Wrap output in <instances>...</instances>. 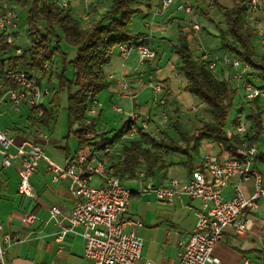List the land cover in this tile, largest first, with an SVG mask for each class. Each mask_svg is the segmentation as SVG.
<instances>
[{
    "label": "built area",
    "instance_id": "2783aa9c",
    "mask_svg": "<svg viewBox=\"0 0 264 264\" xmlns=\"http://www.w3.org/2000/svg\"><path fill=\"white\" fill-rule=\"evenodd\" d=\"M72 0H58L61 8H68ZM90 0H84V4ZM251 9L261 8V0H248ZM175 0H159V4L153 10V17L167 10ZM177 11H186L194 14V7L184 1L175 5ZM214 9L212 2L205 4V11L210 13ZM19 13L15 8L6 7L0 13V30L5 28H16ZM86 19V15L81 16ZM189 27L195 34L200 31V25L196 21H190ZM259 45L264 54V14H262L260 26L257 29ZM142 37L129 45L121 44L117 51L122 58L135 50L138 54V63L156 59V52L149 48ZM15 53L21 50L15 48ZM208 68L214 71L219 65L228 68L230 77L238 85L241 102L246 103L254 99L264 101V88L256 86L248 81L247 73L250 71L248 64H242L237 58L229 54H209ZM44 71L49 67L44 64ZM116 87L115 94L121 98H128L132 101V92L128 81L124 76L114 77ZM5 82H13L15 86L5 87ZM242 83V86H240ZM155 93L162 91L159 83L152 86ZM51 90L48 86L39 82L38 76L33 72L23 69L6 68L0 72V97L7 99L10 108L14 112H20L23 106L28 108L37 107L49 96ZM97 101L92 100L91 107L88 108L86 119L90 123L98 114ZM112 108L119 113L124 110L119 105ZM126 127L123 130L120 140L129 141L135 138L139 131H145L149 127L150 116L148 113L136 109L133 105L126 112ZM162 118H167L166 111L159 113ZM234 132L243 140L236 149L234 155L224 158L210 153L200 154L201 168L193 169L186 181L171 178L163 186L153 187L146 182L144 189L154 191L157 199L172 204L181 196H187L199 202L196 211V222L193 231L179 241L177 259L179 264H213L217 259L212 256L214 245L223 237L224 231L231 227L237 233L243 234L249 230L252 222L248 218V212L258 206V200L264 199V187H262V175L255 168L254 160L259 155L258 142H248L245 136L249 132V121L238 114L235 119ZM99 134V133H97ZM14 140L8 135L7 130L0 129V146L7 149ZM264 143V138H262ZM19 166L18 192L25 196L35 198L31 175L36 171L40 161L45 165L46 170L51 174L53 181L68 179L70 191L75 197V203L68 215V224L61 228L56 235V240L60 241L69 231L79 228L84 241L83 254L92 261V264H136L141 260L142 240L134 233V229L141 225L138 220L126 219L123 217L129 204L131 191L125 188L119 176L109 166L101 152L112 151L110 145H106L102 150L98 145L88 148L87 152H82L77 161H66L63 166L51 162L46 156L42 146L31 140H25L18 147ZM4 165H9L8 157L2 160ZM139 176H144L145 171L138 172ZM98 177L102 183L93 185L92 180ZM233 179L237 182L233 185L232 195L224 197L222 189ZM253 184V192L250 196H245L241 184ZM50 217L61 216V210L57 206L49 209ZM34 219L33 214L24 213L21 216L22 222L30 223ZM131 225L130 232L125 231V227ZM18 237L3 229L0 222V264H5L7 248ZM248 261L245 260L244 264ZM143 264H156L152 261H145Z\"/></svg>",
    "mask_w": 264,
    "mask_h": 264
},
{
    "label": "trees",
    "instance_id": "16d2710c",
    "mask_svg": "<svg viewBox=\"0 0 264 264\" xmlns=\"http://www.w3.org/2000/svg\"><path fill=\"white\" fill-rule=\"evenodd\" d=\"M58 0H0V13L9 3L15 4L24 12L28 26L29 46L19 54H9L12 39L9 38L7 28L0 30V72L6 68L23 69L36 74L39 79L51 84L55 75L59 81V91L66 92V112L68 132L67 136H75L78 143L77 154L68 161H77L80 153L93 145L101 150L110 145L112 151L101 152L105 162L111 166L114 173L122 180L137 174L141 164H145V172L151 176L153 171L163 163V157L171 152H178L189 159L186 165H191V158L198 153L200 143L206 139L219 148V154L234 155L243 141L232 130L225 131V123L229 110L233 106L235 89L230 85V77L219 78L208 68V54L194 55L191 40L197 43L193 30L188 24L178 26L177 44L174 53L178 59V69L185 78V89L193 94L204 106L208 114L207 119H199V123L191 130L183 129L178 122H173L176 137L162 131L158 138L150 133L139 131L137 138L121 141L120 137L126 124L116 132L112 138L104 137V133L97 129L95 118L90 123L88 108L92 100L102 90L107 89L111 79L105 72L111 55L121 44L129 45L142 38L140 33H132L128 28L130 17L141 11L138 7L140 0H90L87 3V18L82 19L71 13L70 8H61ZM191 4L195 12L202 10V5L210 1L218 14L222 16L224 27L215 18H207L215 24L221 48L226 54L237 58L242 64H248L250 71L247 79L252 84L264 88V54L257 49L259 37L255 26L249 23L250 8L248 0H230L226 5L218 0H182ZM264 0H261V2ZM103 7V8H101ZM100 10V11H99ZM256 29V30H255ZM76 47V53L71 59L73 76L65 78V60L60 72L55 70L53 56L60 52L61 37ZM15 35V32H13ZM55 40V42H53ZM46 64V72L42 66ZM255 81L260 84H256ZM5 87L15 86L13 82H5ZM162 91H165L166 81H162ZM58 90H54L48 103L28 108L30 125L32 127H47L54 118V108L58 105ZM262 100L254 99L242 103L248 105L250 113L249 132L245 140L259 142L264 138V111L260 108ZM150 123V119H149ZM99 133V134H97ZM33 141V140H32ZM35 142V141H33ZM118 146V147H117ZM79 153V154H78Z\"/></svg>",
    "mask_w": 264,
    "mask_h": 264
},
{
    "label": "crops",
    "instance_id": "0c3cea01",
    "mask_svg": "<svg viewBox=\"0 0 264 264\" xmlns=\"http://www.w3.org/2000/svg\"><path fill=\"white\" fill-rule=\"evenodd\" d=\"M144 1L146 2L147 14L152 20V26L156 21L157 32L165 24L178 20L176 17L178 11L175 9V5L182 0H175V3L159 14L161 15L159 17L157 15V17H153V10L159 4V0ZM205 4L202 5L201 15H205L209 19L216 17L218 14L217 10L214 8L210 13H207ZM69 8L71 13L76 16H87L88 8L87 3L84 4V0H72ZM149 24L144 23L145 26H149ZM186 24H188L187 21L181 20L177 24V28ZM194 36L197 39L199 32L194 34ZM144 42L149 46L148 36H146ZM150 49L154 50L152 47ZM154 51L156 52V59L145 62L146 66L152 62L156 67V62L160 60L158 52ZM137 61L138 54L135 50H132L125 59L120 56L118 51L111 55L109 63L105 66L107 68L106 73L108 75L112 73L114 77H118V75L124 76L128 81L133 96L132 101L128 98L118 97L115 94L114 79L111 80L107 92L103 96L106 100L95 117L97 129L104 133V137L112 138L126 124V112L133 105L136 109L149 114L150 123L147 131L153 138H158L163 130L169 135L176 137L173 122L178 120L181 123L182 114L177 103L173 102L172 96L174 91H178V93L184 91L190 94L184 87L185 78L183 87L181 85L173 86L166 78L161 79L166 81L165 91H162L163 96L158 102L154 103V106H149L150 102H147L145 95L146 85L144 84L146 77L143 74V70L137 66ZM213 72L219 78L230 77L231 73L228 68L222 65H219ZM149 76L151 78L152 74ZM39 82L45 85L44 80L39 79ZM178 96L179 94L177 98ZM152 100L155 101V97ZM42 104L45 105V100ZM116 104L122 107L123 113L116 112L112 108ZM158 105L169 106L170 110H168L171 111V114L169 113L168 120H166L167 118L158 117L154 111ZM111 109L114 111L113 113H117L116 115L119 116L118 120L111 119ZM29 114L27 106H23L20 112L12 111L9 101L0 97V129L7 130L8 135L14 140L13 144L7 149H3L0 146V222L4 231L18 237V240L7 248L5 264H92V261L83 254L84 241L79 228L67 232L62 240H56L57 233L68 224V215L75 203V197L70 191L68 179L53 181L44 163L40 161L36 171L30 177L35 198L18 192L17 168L19 166V156L17 150L23 141L33 140L40 144L45 156L59 166H63L67 158L74 157L78 149L76 137L73 135L67 136L68 123L64 138L59 139L58 137H52L53 135L51 134L53 132L51 133L48 130L50 124L45 128L32 127ZM119 120L121 121L119 128L116 130L111 129L114 131L112 136L107 135V132L111 131L108 130L109 125L112 122L117 123ZM46 128L47 131L45 130ZM70 140H73V144L70 143ZM59 142L63 144L61 145ZM47 145H51V148H46ZM258 147L259 155L254 160V166L262 175L261 184L264 187V143H262V139L258 142ZM55 149L59 150L63 156L60 157ZM87 150L83 152H87ZM205 152L222 158L228 156L226 153L219 154V148L204 139L200 143L199 154L191 158V165L185 164L186 160L189 159L187 156L178 152H171L163 157L162 165L155 169L151 176H148L146 172L144 176L138 175L139 171H145V164L143 163L136 175L121 180V183L126 181L129 184H134L138 180L142 185V189L136 191L132 186L127 188L122 184L131 191L127 211L123 217L138 220L141 223L140 226L134 229V233L142 240L141 260L136 264H143L145 261H152L156 264H179L177 259L178 243L193 231L199 202L187 196H181L172 204L159 200L160 202L157 204H146L147 207L149 205L153 206V211H145L143 214L138 215L134 213V206L130 202V197L137 198V201H139L142 197L148 195L147 192H154L144 189L146 182H149L155 188L163 186L171 178L186 181L193 169H202L200 154ZM4 157L9 158V165L2 163ZM236 182L237 180L233 179L222 189L224 197L232 195L233 185ZM101 183L102 181L98 177L92 180L93 185H100ZM241 188L247 197L252 194L254 189L251 182L241 184ZM52 206H57L61 210L62 215L55 218L50 217L49 209ZM24 213L33 214V221L30 223L22 222L21 216ZM247 216L252 222L249 230L239 234L235 229L229 227L224 231L223 237L214 245L212 256L218 261L213 264H244L245 260L248 261L247 264H264V199L258 200V206L254 210L249 211ZM131 230V225L125 227L126 232Z\"/></svg>",
    "mask_w": 264,
    "mask_h": 264
},
{
    "label": "rangeland",
    "instance_id": "374dc122",
    "mask_svg": "<svg viewBox=\"0 0 264 264\" xmlns=\"http://www.w3.org/2000/svg\"><path fill=\"white\" fill-rule=\"evenodd\" d=\"M210 2V1H207ZM218 2L230 5V0H218ZM146 2L144 0H140V2L137 4L138 7L141 8V11L138 13L133 14L130 17V21L128 24V28L132 33H140L144 36H148V42L150 48L152 47L154 50H156L159 54L160 60L156 62L155 65L150 62L145 65L139 64L137 61V66H139V69L143 70V74H145V84L146 85V99L147 102H150L149 106H154L155 102H158V100L163 96V92L155 93L153 91L152 86L154 84L159 83L161 85L162 81L161 79L166 78L170 84H173V86H182L183 87V80L184 77L180 75L179 69H178V59L176 54L174 53V47L177 44V35H178V28L177 24L181 22V20H184L185 22L190 21H196L200 25V31L199 36L197 37V42L199 47L197 46V43L191 40V46L194 50V55L197 57L200 55L201 52L206 54H218L222 55L225 53V51L221 48L219 39H218V30L215 27V24L211 23L208 19H206L203 15H201L200 12H195L194 14H191L186 11H178L176 17L178 20H175L171 23H167L164 25V27L156 31L157 24L155 21V24L152 26V20L149 17V14H147V7ZM205 4V3H204ZM6 7L15 8L19 13V18L17 21V27L16 28H8L7 33L9 35V38L12 39V44L9 47V54H15V48H19L21 51L26 50L29 46V37H28V26L26 23V18L24 15V12L20 10L15 4L9 3ZM103 8V7H101ZM100 11V10H99ZM262 14H264V1L261 2V8L256 9L254 11L250 12V20L249 23L255 26L256 29L260 26ZM197 15V16H196ZM158 17L161 15H157ZM156 16V17H157ZM196 16V17H195ZM215 20L220 22V27L223 28L224 24L222 22V16L220 14H217L216 17H214ZM150 23L149 26H145L144 23ZM152 26V27H151ZM255 29V30H256ZM15 32V35L13 34ZM57 35L61 37V40L59 42L60 52L56 53L53 56V62L55 65V70L57 72H60L63 68V54L66 55L65 60V78L71 79L73 76V64L71 63V59L76 53V47L71 46L67 44L60 33V31L56 32ZM55 42V40H53ZM257 49L261 51L260 47L258 46ZM149 68V69H148ZM107 71V68H105V72ZM178 73V76H177ZM107 74V73H106ZM150 74H152V77L150 78ZM108 75V74H107ZM112 76H114L111 73ZM109 76V75H108ZM119 76V75H118ZM225 78H228L227 76ZM231 78V77H230ZM256 84H260L259 82L255 81ZM230 85L232 86L235 91H237V83L235 81H232L230 79ZM45 86H48L51 90V93L49 96L45 99V106H49V99L51 98V94L54 90L59 91V81L58 78L54 75L51 81V84H46ZM240 86H242V83H240ZM162 87V85H161ZM181 87V88H182ZM107 92V89L102 90L97 96L95 97V100L97 101L98 105L95 106V108L100 109L102 108L101 105L105 102V98L103 97ZM173 102L177 103V106L181 110V127L183 129H193L198 123L199 119H207L208 114L204 110L205 106L193 95L183 92L178 93V91L173 92ZM179 94L178 98L177 95ZM66 92H58V105L54 108V118L50 122L49 129L50 132L53 134L52 137H58L61 139L64 138L66 132H67V122H66ZM155 97V101L152 100V98ZM104 98V99H103ZM189 98V100H188ZM101 99V100H100ZM108 102V101H107ZM118 105V104H116ZM241 105V97L239 92H236V95L234 97L233 106L228 112L226 123H225V131L228 133L232 130V121L235 119V117L240 114L242 117L247 118V116L250 113V108L248 105L242 106V111L239 112ZM120 106V105H119ZM168 105L159 106L155 108V112L157 113L159 117V113L164 110L167 114V119L169 113L171 114L170 109L168 108ZM260 108L262 111H264V101H261ZM169 109V110H168ZM110 110V109H109ZM112 110V109H111ZM114 111H110V114H112V120H118L119 116L113 113ZM117 118V119H116ZM161 118V117H160ZM121 121L119 120L117 123H111L108 127V130L111 129H118L120 126ZM47 131V128L45 129ZM164 131V130H163ZM114 131L107 132V135L112 136ZM63 142V141H62ZM62 142H59L61 145ZM58 143V144H59ZM70 143L73 144V140H70ZM46 148H51V145H47ZM56 153L62 157V153L59 150H56ZM122 184L125 187H133L136 191H140L142 189V185L140 181H135L134 184L126 183V181H123ZM132 188V189H133ZM147 196L142 197L139 201H137V198L130 197V202L134 206V213L140 215L143 214L145 211H153L154 207L149 205L148 207L146 204H157L159 203V199H157L154 192H147ZM151 194V196H149ZM134 200V201H133ZM143 217V216H142Z\"/></svg>",
    "mask_w": 264,
    "mask_h": 264
}]
</instances>
